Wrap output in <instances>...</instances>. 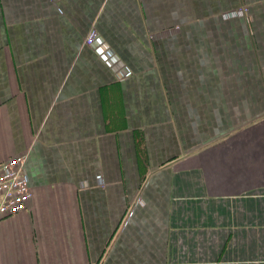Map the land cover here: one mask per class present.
Masks as SVG:
<instances>
[{"label": "crops", "instance_id": "0c3cea01", "mask_svg": "<svg viewBox=\"0 0 264 264\" xmlns=\"http://www.w3.org/2000/svg\"><path fill=\"white\" fill-rule=\"evenodd\" d=\"M19 154L0 264H264V0H0Z\"/></svg>", "mask_w": 264, "mask_h": 264}, {"label": "built area", "instance_id": "2783aa9c", "mask_svg": "<svg viewBox=\"0 0 264 264\" xmlns=\"http://www.w3.org/2000/svg\"><path fill=\"white\" fill-rule=\"evenodd\" d=\"M84 41L94 48L103 61L109 62L107 46L94 28L86 33ZM129 74V71L123 73L125 76ZM24 161L25 155L19 154L0 162V220L25 210L32 197Z\"/></svg>", "mask_w": 264, "mask_h": 264}]
</instances>
